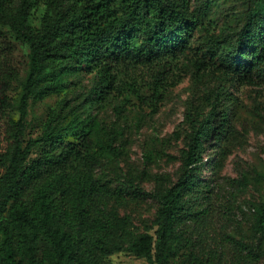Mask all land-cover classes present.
Listing matches in <instances>:
<instances>
[{
    "label": "trees",
    "instance_id": "obj_1",
    "mask_svg": "<svg viewBox=\"0 0 264 264\" xmlns=\"http://www.w3.org/2000/svg\"><path fill=\"white\" fill-rule=\"evenodd\" d=\"M117 2L0 0V264H106L122 251L149 264H257L264 257V205L249 218L246 236L221 238L227 246L218 255L202 229L219 191L199 172L212 133L232 135L227 103L235 99L229 87L252 84L262 70L260 19L241 51L211 33L207 16L191 12L188 0ZM36 11L38 26L32 24ZM197 30L210 34L202 56L192 47ZM17 46L28 53L24 71L10 60ZM182 58L197 73L218 75L220 83L210 112L192 122L179 182H158L146 194L158 204L155 234L131 239L130 219L111 209L119 203L116 192L97 174L103 159L122 157L117 142L123 134L79 115L68 101L69 79L75 72L94 74L86 104L108 102L125 118L135 101L153 116L180 82L174 72ZM141 71L148 73L145 84ZM54 95L64 97L50 109L41 135L27 140L30 102ZM241 181L247 185L246 177Z\"/></svg>",
    "mask_w": 264,
    "mask_h": 264
},
{
    "label": "rangeland",
    "instance_id": "obj_2",
    "mask_svg": "<svg viewBox=\"0 0 264 264\" xmlns=\"http://www.w3.org/2000/svg\"><path fill=\"white\" fill-rule=\"evenodd\" d=\"M191 12L199 11L211 33L230 41L239 50L246 51L245 44L260 19L261 35L264 36V0H188ZM121 0H118L119 5ZM256 16L258 18L256 19ZM40 12L36 11L32 24L39 25ZM210 34L197 30L192 38L194 54L202 56ZM191 58V57H190ZM11 63L18 70L27 67V50L17 46ZM190 59L182 58L175 76L180 82L169 88L167 97L155 115L147 107H138L133 101L127 117H119L113 106L106 103L86 104L85 95L92 90L94 74L75 72L69 79V95L72 107L82 118L89 116L101 128H117L123 139L117 142L122 148V157H108L97 166L100 180L116 192L119 203L113 204L121 218L130 219V238L149 233L154 235L158 204L146 194L153 193L158 182L177 184L182 175L184 152L189 149L192 122H200L210 112L213 94L219 85V76L207 69L197 73ZM206 68L208 66H205ZM262 70L252 84L229 87L235 101L227 103L232 135L220 139L213 132L203 145L204 168L200 180H214L219 191L212 210L203 228L216 252H221L227 243L220 242L225 235L240 239L248 234L249 218L255 208L264 205V58ZM144 84L148 73H138ZM14 97L17 92H14ZM63 95H54L42 101H31L27 117V140L41 135L42 127L51 108ZM82 112V113H81ZM216 120V127L219 126ZM1 125H4L1 122ZM5 136L4 130L1 131ZM226 138H228L226 140ZM224 151V155L222 154ZM4 173L0 169V176ZM247 178V185L242 178ZM193 198L186 203L191 204ZM248 243L256 248L255 239ZM106 264H149L127 251L111 255ZM264 264V257L257 263Z\"/></svg>",
    "mask_w": 264,
    "mask_h": 264
}]
</instances>
